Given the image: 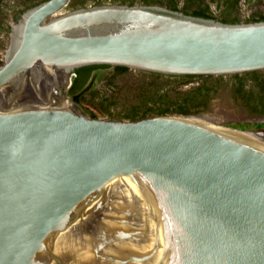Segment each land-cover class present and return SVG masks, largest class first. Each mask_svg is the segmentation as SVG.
Masks as SVG:
<instances>
[{"label":"water","instance_id":"1","mask_svg":"<svg viewBox=\"0 0 264 264\" xmlns=\"http://www.w3.org/2000/svg\"><path fill=\"white\" fill-rule=\"evenodd\" d=\"M69 1L23 12L0 64V264H76L54 236L110 186L155 227L152 264H264V141L179 112L87 115L59 85L92 64L178 75L264 70V21L141 3L63 11Z\"/></svg>","mask_w":264,"mask_h":264},{"label":"trees","instance_id":"2","mask_svg":"<svg viewBox=\"0 0 264 264\" xmlns=\"http://www.w3.org/2000/svg\"><path fill=\"white\" fill-rule=\"evenodd\" d=\"M2 0H0L1 3ZM46 0H26L24 5L18 9L14 14V21L18 20L20 15L27 9ZM117 2L120 4H135L137 2L145 5H159L171 10L182 11L185 14L207 18L217 19L223 23H248L264 21V13H254L251 16L243 19L239 18L236 13V8L239 0H221L224 3V7L216 16L212 13L209 4L204 3V0H91L87 3V0H80L69 3L71 9L86 7L90 5H101L103 3ZM110 69L111 73L107 76L108 83H112L117 76L126 75L128 72L137 71L148 78L146 81L143 77L142 83L137 88L139 104L130 105L124 109H121L119 113H112L111 108L116 105V102L108 97H101L97 102V107L100 111L107 112L109 116L124 118V119H136L144 116L151 115L153 113L164 112H179V113H191L199 111V97L208 88L204 85L199 87L190 88L185 93L177 91L178 97L172 98L170 94L164 89L166 81L169 82L175 79L172 83L173 90L175 91L179 86L187 84L193 80L208 78L211 75H194V74H165L159 72L145 71L130 69L121 65H108V64H92L76 67L72 70L71 83L67 89V95L75 103H82L90 97V102L94 99L98 92L90 89V80L93 76V72L98 69ZM262 71H251L242 74H234L238 85L244 84L245 79L251 80V84L259 88L260 92H264V79L259 76ZM210 88V87H209ZM209 90V89H208ZM88 100V99H87ZM91 116L95 114L91 113Z\"/></svg>","mask_w":264,"mask_h":264},{"label":"bare ground","instance_id":"3","mask_svg":"<svg viewBox=\"0 0 264 264\" xmlns=\"http://www.w3.org/2000/svg\"><path fill=\"white\" fill-rule=\"evenodd\" d=\"M62 104L71 105L69 100ZM106 189V198L103 194H97L69 215L63 228L54 236L55 247L60 255L68 260L73 259L76 264H152L159 245L155 241L152 251L149 247L152 234L153 241L155 236L158 237L155 227L148 228L141 218L140 207L135 209V204H130L117 187ZM108 196L112 198L109 200ZM80 217L84 219V225L78 229L76 225ZM111 235L116 236H113L114 239L118 238L115 243H108ZM88 241L104 242L107 246L104 245L102 251H91L86 248L85 242ZM135 243L141 249L134 257L135 250L130 247H135ZM159 255L158 252L157 258Z\"/></svg>","mask_w":264,"mask_h":264},{"label":"rangeland","instance_id":"4","mask_svg":"<svg viewBox=\"0 0 264 264\" xmlns=\"http://www.w3.org/2000/svg\"><path fill=\"white\" fill-rule=\"evenodd\" d=\"M26 0H2L0 3V58L2 57L3 49L7 43V37L4 34L5 26L11 20L13 11L21 8ZM71 1V0H70ZM69 1V3H70ZM78 2L80 0H72V2ZM91 0H87L90 3ZM69 3L63 8V11L71 10ZM204 3L209 4V7L213 14H218L224 7V3L221 0H204ZM236 13L239 18L243 19L245 17L251 16L254 13H264V0H239L236 8ZM111 73L108 69H98L93 72V76L90 80V89L96 90L98 92L97 96L90 102V97L82 103H76L77 108L84 114L90 115L91 113L95 116H109L107 112L100 111L97 107V102L100 101L101 97L111 98L116 102V105L111 108L112 113H119L121 109H124L130 105L139 104L138 90L137 88L142 83L143 77L147 81L148 78L144 75L138 73L137 71L128 72L126 75L117 76L113 82L108 83L107 76ZM72 77V76H71ZM197 81V80H196ZM187 83L179 86L175 91L173 90L172 83L175 79L166 81L163 86L164 89L171 95V97H178L177 91L185 93L192 86L196 85L198 82ZM227 82L218 85V91L212 96L209 101L208 109L205 111L191 112L189 114L199 115L200 119L209 120L214 124L222 126L235 127V131L250 139L259 140L260 134H252L253 130L264 132V123L261 127H255L251 122L253 119L250 118L247 112H245L238 103L234 101L231 96L229 87H227ZM177 94V95H176ZM65 96L71 99L67 93ZM240 129V130H239ZM264 141V140H263ZM78 227V225H77ZM79 228V227H78Z\"/></svg>","mask_w":264,"mask_h":264},{"label":"flooded vegetation","instance_id":"5","mask_svg":"<svg viewBox=\"0 0 264 264\" xmlns=\"http://www.w3.org/2000/svg\"><path fill=\"white\" fill-rule=\"evenodd\" d=\"M108 2L109 3H117V2H110V1H108ZM137 3H139V2H137ZM103 4H108V3L106 2ZM17 10L18 9L13 11L10 22L4 28V30H5L4 34L7 37V43H6V46L2 52V57L0 58V64L3 61L5 49H6L7 44H8L9 35H10L11 29H12V23L17 22L20 19V17H19L18 20L14 21V14ZM216 16H219V15L217 14ZM259 71H262V72H260L259 76L261 77V79H264V70H259ZM69 74L71 75L72 71H70ZM70 80H71V76H70ZM196 80L189 82V83H193L195 81L198 82L196 85L192 86L191 88H194L198 85H199V87L201 85H204L206 88L209 89V90L207 89L199 97V112L200 111L202 112V111H205L208 109L209 101L211 100V98L215 94V92L218 91L217 90L218 85H220L221 83L227 82V85H228L227 87H229V91H230L231 96L234 98V101L236 103H238V105H240V107L245 112L248 113L249 120L251 118V119H253L251 122H254V120L256 121L257 119H263L262 121L257 120L256 123L253 124V126L261 127V125L264 123V92H260L259 88L252 85L250 83L251 80L245 79L244 84L238 85L237 80L234 77V74H232V75H217V76L211 75L210 77H208L206 79H204V78L200 79L199 78ZM67 84H68V77L65 75L61 76V78L59 79V85H60L61 90L64 91L65 93L67 92V89L69 87V85H67ZM172 98H174V97H172ZM187 114H189V113H187ZM250 133H252V134L258 133L261 135V137L259 138L258 141L264 140V132H263V135H262V132L258 131V130H253V132H250Z\"/></svg>","mask_w":264,"mask_h":264},{"label":"built area","instance_id":"6","mask_svg":"<svg viewBox=\"0 0 264 264\" xmlns=\"http://www.w3.org/2000/svg\"><path fill=\"white\" fill-rule=\"evenodd\" d=\"M73 75V73L71 74V76ZM263 134V133H262Z\"/></svg>","mask_w":264,"mask_h":264}]
</instances>
